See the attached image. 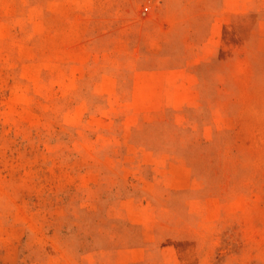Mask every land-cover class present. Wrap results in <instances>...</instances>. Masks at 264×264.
<instances>
[{
  "label": "rangeland",
  "instance_id": "374dc122",
  "mask_svg": "<svg viewBox=\"0 0 264 264\" xmlns=\"http://www.w3.org/2000/svg\"><path fill=\"white\" fill-rule=\"evenodd\" d=\"M0 264H264V0H0Z\"/></svg>",
  "mask_w": 264,
  "mask_h": 264
}]
</instances>
